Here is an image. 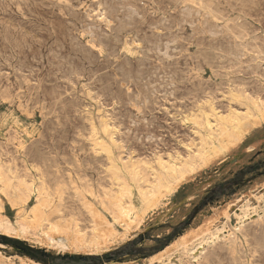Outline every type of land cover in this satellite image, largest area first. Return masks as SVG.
<instances>
[{
    "label": "rangeland",
    "instance_id": "374dc122",
    "mask_svg": "<svg viewBox=\"0 0 264 264\" xmlns=\"http://www.w3.org/2000/svg\"><path fill=\"white\" fill-rule=\"evenodd\" d=\"M72 1L0 0V264H264V0Z\"/></svg>",
    "mask_w": 264,
    "mask_h": 264
},
{
    "label": "bare ground",
    "instance_id": "6f19581e",
    "mask_svg": "<svg viewBox=\"0 0 264 264\" xmlns=\"http://www.w3.org/2000/svg\"><path fill=\"white\" fill-rule=\"evenodd\" d=\"M73 1H74V0H73ZM73 1H72V2H73ZM168 1H169V0H168ZM172 1H173V0H172ZM199 1H200V0H199ZM103 2H104V1H103ZM108 2H109V0H108ZM114 2H116V0H115ZM202 2H203V1H202ZM202 2L200 1V3H202ZM105 3H106V2H105ZM109 3H110V2H109ZM179 3H180V2H179ZM97 4H98V3H97ZM113 4H114V3H113ZM173 4H174V3H173ZM176 4H177V2H176ZM99 5H100V4H99ZM102 5H104V3H103ZM102 5H101V6H102ZM116 5H117V4H116ZM116 5H115V6H116ZM171 5H172V4H171ZM178 5H179V4H178ZM72 6H73V5H72ZM107 6H108V5H107ZM110 6H112V5H110ZM188 6H189V5H188ZM77 7H78V6H77ZM108 7H109V6H108ZM112 7H114V6H112ZM119 7H120V6H119ZM1 8H2V7H1ZM122 8H123V7H122ZM183 8H184V7H183ZM186 8H187V7H186ZM94 9H95V7H94ZM94 9H93V10H94ZM117 9H118V8H117ZM119 9H120V8H119ZM201 9H202V8H201ZM104 10H105V9H104ZM113 10H114V9H113ZM185 10H186V9H185ZM190 10H191V9H190ZM190 10H189V11H190ZM83 11H84V10H83ZM90 11H91V9H90ZM94 11H95V10H94ZM114 11L116 12V10H114ZM172 11H173V10H172ZM204 11H205V10H204ZM208 11H209V10H208ZM73 12H74V11H73ZM85 12H87V11H85ZM101 12H102V10H101ZM177 12H178V11H177ZM187 12H188V11H187ZM76 13H77V12H76ZM82 13H83V12H82ZM89 13H90V12H89ZM95 13H96V12H95ZM113 13H114V12H113ZM121 13H122V12H121ZM190 13H191V12H190ZM190 13H189V14H190ZM210 13H211V12H210ZM93 14H94V13H93ZM104 14H105V13H104ZM109 14H110V12H109ZM130 14H131V13H130ZM174 14H175V13H174ZM179 14H180V13H179ZM191 14L193 15V13H191ZM84 15H86V14H84ZM168 15H169V14H168ZM176 15H177V14H176ZM182 15H184V14H182ZM104 16H105V15H104ZM115 16H116V15H115ZM115 16H114V17H115ZM134 16H135V15H134ZM161 16H162V15H161ZM161 16H160V18H161ZM79 17H80V16H79ZM79 17H78V18H79ZM82 17H83V16H82ZM86 17H88V16H86ZM102 17H103V16H102ZM132 17H133V16H132ZM135 17H136V16H135ZM163 17H164V16H163ZM170 17H171V15H170ZM175 17H176V16H175ZM178 17H180V16H178ZM181 17H182V16H181ZM100 18H101V17H100ZM183 18H184V17H183ZM186 18H187V17H186ZM79 19H80V18H79ZM105 19H106V18H105ZM132 19H133V18H132ZM138 19H139V18H138ZM157 19H158V18H157ZM176 19H177V18H176ZM176 19H175V20H176ZM178 19H179V18H178ZM180 19H181V18H180ZM217 19H218V18H217ZM64 20H66V19H64ZM83 20H84V19H83ZM101 20H102V19H101ZM141 20H142V19H141ZM164 20L166 21V19H164ZM198 20H199V19H198ZM214 20H215V19H214ZM78 21L80 22V20H78ZM107 21H108V20H107ZM111 21H112V20H111ZM135 21H136V20H135ZM153 21H154V19H153ZM155 21H156V20H155ZM173 21H174V20H173ZM173 21H172V22H173ZM177 21H178V20H177ZM185 21H186V20H185ZM230 21H231V20H230ZM230 21H229L228 23H230ZM64 22H65V21H64ZM70 22H71V21H70ZM85 22H87V21H85ZM101 22H103V21H101ZM160 22H161V21H160ZM162 22H163V21H162ZM162 22H161V23H162ZM180 22H183V21H180ZM180 22H179V23H180ZM88 23H89V22H88ZM97 23H98V22H97ZM112 23H113V22H112ZM151 23H152V21H151ZM153 23H154V22H153ZM183 23H184V22H183ZM185 23H186V22H185ZM85 24H86V23H85ZM101 24H102V23H101ZM103 24H104V23H103ZM148 24H149V23H148ZM174 24H175V22H174ZM198 24H199V23H198ZM239 24H240V23H239ZM80 25H81V24H80ZM86 25H87V24H86ZM91 25H92V24H91ZM146 25H147V24H146ZM157 25H162V24H160V23L158 24V23H157ZM185 25H186V24H185ZM185 25H184V26H185ZM73 26H74V25H73ZM143 26H144V25H143ZM178 26H179V25H178ZM180 26H182V25H180ZM180 26H179V27H180ZM235 26H236V25H235ZM68 27H69V26H68ZM81 27H82V26H81ZM86 27H87V26H86ZM89 27H90V26H89ZM89 27H88V28H89ZM146 27H147V26H146ZM146 27H145V28H146ZM159 27H160V26H159ZM159 27H158V28H159ZM163 27H164V26H163ZM163 27H161V28H163ZM165 27H166V26H165ZM165 27H164V28H165ZM169 27H170V26H169ZM199 27H200V26H199ZM228 27H229V26H228ZM140 28H141V27H140ZM154 28H155V27H154ZM173 28H174V27H173ZM173 28H172V29H173ZM239 28H240V27H239ZM244 28H245V27H244ZM84 29H85V28H84ZM90 29H91V28H90ZM100 29H101V28H100ZM109 29H110V28H109ZM67 30H69V29H67ZM72 30H73V29H72ZM140 30H142V29H140ZM151 30H152V29H151ZM151 30H150V31H151ZM159 30H160V29H159ZM162 30H163V29H162ZM176 30H177V29H176ZM183 30H184V29H183ZM244 30H245V29H243L242 31H244ZM75 31H76V30H75ZM75 31H74V32H75ZM91 31H92V30H91ZM93 31H94V30H93ZM145 31H146V30H145ZM177 31H178V30H177ZM230 31H231V29H230ZM246 31H247V30H246ZM248 32H250V31H248ZM69 33H70V32H69ZM146 33H147V32H146ZM154 33H155V32H154ZM177 33H178V32H177ZM232 33H233V32H232ZM250 33H251V32H250ZM141 34H142V33H141ZM144 34H145V32H144ZM148 34H149V33H148ZM148 34H147V35H148ZM233 34H234V33H233ZM251 34H252V33H251ZM78 35H80V34H78ZM120 35H121V34H120ZM151 35H153V34H151ZM160 35H161V34H160ZM96 36H98V35L96 34ZM155 36H156V34H155ZM237 36H238V35H237ZM243 36H244V34H243ZM249 36H250V35H249ZM251 36H252V35H251ZM76 37H77V36H76ZM246 37H248V36H246ZM95 38H96V37H95ZM107 38H108V37H107ZM126 38H127V37H126ZM257 38H259V37H256V39H257ZM96 39H97V38H96ZM129 39H130V38H129ZM239 39H240V38H239ZM248 39H249V38H248ZM259 39H260V38H259ZM76 40H77V39H76ZM77 41H78V40H77ZM80 42H81V41H80ZM91 42H92V41H91ZM134 42H135V41H134ZM253 42H254V40H253ZM257 42H258V40H257ZM149 43H151V42H149ZM251 43H252V42H251ZM259 43H262V42L260 41ZM85 44H86V43H85ZM97 44H98V43H97ZM99 44H100V43H99ZM142 44H143V43H142ZM257 44H258V43H257ZM152 45H153V43H152ZM155 45H156V44H155ZM171 45H172V44H171ZM253 45H254V44H253ZM255 45H256V43H255ZM255 45L253 46L254 48H256ZM258 45H259V44H258ZM86 46H87V45H86ZM102 46H103V45H102ZM131 46H132V45H131ZM158 46H160V45H157V47H158ZM161 46H162V45H161ZM161 46H160V47H161ZM166 46H167V45H166ZM186 46H187V45H186ZM256 46H257V45H256ZM90 47H91V46H90ZM99 47H100V46H99ZM111 48H112V47H111ZM125 48H126V47H125ZM132 48H133V47H132ZM132 48H131V49H132ZM162 48H163V47H162ZM251 48H252V47H251ZM254 48H253V49H254ZM257 48H258V47H257ZM96 49H97V48H96ZM122 49H123V48H122ZM160 49H161V48H160ZM168 49H169V48H168ZM88 50H90V49H88ZM111 50H113V49H111ZM111 50H110V51H111ZM133 50H134V49H133ZM139 50H144V47H143V49L140 48ZM147 50H148V49H147ZM174 50H175V49H174ZM246 50H248V49H246ZM260 50H262V49H260ZM145 51H146V50H145ZM153 51H154V50H153ZM257 51H258V50H257ZM98 52H99V51H98ZM123 52H124V51H123ZM141 52H142V51H141ZM148 52H149V51H148ZM168 52H171V50L168 51ZM260 52H262V51H260ZM108 53H109V52H108ZM116 53H117V52H115V55H118V54H116ZM124 53H125V52H124ZM186 53H187V52H186ZM250 53H251V52H250ZM99 54H100V53H99ZM133 54H134V53H133ZM163 54H164V52H163ZM165 54H166V53H165ZM142 55H143V54H142ZM152 55H153V54H152ZM158 55H159V54H158ZM257 55H258V54H257ZM103 56H104V55H103ZM178 56H179V55H178ZM131 57H132V56H131ZM143 57H144V56H143ZM143 57H142V58H143ZM151 57H152V56H151ZM151 57H150V58H151ZM159 57H160V56H159ZM159 57H158V58H159ZM163 57H164V56H163ZM249 57H250V56H249ZM122 58H123V57H122ZM146 58H148V57H146ZM158 58H157V59H158ZM164 58H165V57H164ZM252 58H253V57H252ZM259 58H260V57H259ZM261 58H263V57H261ZM111 59H112V58H111ZM160 59H161V57H160ZM166 59H167V58H166ZM204 59H205V58H204ZM204 59H203V60H204ZM103 60H104V59H103ZM140 60H141V59H140ZM158 60H159V59H158ZM118 61H119V60H117V62H118ZM143 61H144V60H143ZM194 61H195V60H194ZM194 61H193V62H194ZM256 61H257V60H256ZM98 62H99V61H98ZM140 62H141V61H140ZM166 62H167V61H166ZM110 63H112V62L110 61ZM118 63H119V62H118ZM121 63H122V62H121ZM125 63H126V62H125ZM125 63H124V64H125ZM157 63H158V62H157ZM163 63H164V62H163ZM196 63H198V62H196ZM199 63H200V62H199ZM260 63H261V62H260ZM97 64H98V63H97ZM103 64H104V63H103ZM124 64H123V65H124ZM127 64H128V63H127ZM161 64H162V63H161ZM161 64H160V65H161ZM125 65H126V64H125ZM140 65H141V64H140ZM192 65H193V64H192ZM196 65H197V64H196ZM202 65H203V64H202ZM67 66H69V65H67ZM119 66H121V65H119ZM119 66H118V67H119ZM125 67H126V66H125ZM140 67H141V66H140ZM197 67L199 68V66H197ZM257 67H258V66H257ZM257 67H256V68H257ZM120 68H121V67H120ZM122 68H123V67H122ZM128 68H129V67H128ZM130 68H131V67H130ZM130 68H129V69H130ZM252 68H253V67H252ZM258 68H259V67H258ZM108 69H109V68H108ZM116 69H118V68L116 67ZM126 69H127V68H126ZM194 69H195V67H194ZM196 69H197V68H196ZM202 69H203V68H202ZM190 70H191V69H190ZM111 71H113V70H111ZM118 71H119V70H118ZM120 71H121V70H120ZM125 71H126V70H125ZM138 71H140V69H139ZM258 71H262V70H258ZM199 72H200V71H199ZM256 72H257V69H256ZM262 72H263V71H262ZM81 73H82V72H81ZM117 73H118V72H117ZM119 73H120V72H119ZM131 73L134 74L133 72H131ZM254 73H255V72H254ZM68 74H70V73H68ZM72 74H73V73H72ZM79 74H80V73H79ZM132 74H131V75H132ZM262 74H264V73H262ZM73 75H74V74H73ZM136 75H137V74H136ZM255 75H256V74H255ZM259 75H260V74H259ZM69 76H70V75H69ZM262 76H263V75H262ZM80 77H81V76H80ZM86 77H87V76H86ZM123 77H124V76H123ZM132 77H133V76H132ZM139 77H140V76H139ZM263 77H264V76H263ZM136 78H137V77H136ZM141 78H142V77H141ZM139 79H140V78H139ZM134 80H135V79H134ZM134 80H133V81H134ZM200 80H201V79H200ZM205 80H206V79H205ZM122 81H123V80H122ZM198 81H199V80H198ZM200 82H201V81H200ZM200 82H199V83H200ZM204 82H205V81H204ZM207 82H208V81H207ZM260 82H261V81H260ZM202 83H203V82H202ZM206 84H207V83H206ZM250 84H251V83H250ZM172 85H173V84H172ZM197 85H198V82H197ZM256 85H257V84H256ZM194 86H195V85H194ZM259 86H260V85H259ZM169 87H170V86H169ZM197 87H198V86H197ZM255 87H256V86H255ZM192 88H194V87L192 86ZM192 88H191V89H192ZM198 88H199V87H198ZM246 88H247V87H246ZM246 88H245V90H246ZM173 89H174V88H173ZM206 89H207V88H206ZM258 89H259V88H258ZM139 90H140V89H139ZM193 90H194V89H193ZM195 90H196V89H195ZM199 90H200V89H199ZM17 91H18V90H17ZM86 91H87V90H86ZM167 91H168V90H167ZM167 91H165V92H167ZM172 91H173V90H172ZM196 91H197V90H196ZM258 91H259V90H258ZM87 93H88V92H87ZM169 93H170V92H169ZM174 93H175V92H174ZM191 93H192V91H191ZM246 93H247V92H246ZM259 93H260V92H259ZM136 94H137V93H136ZM199 94H200V93H199ZM250 94H251V93H250ZM159 95H160V94H159ZM191 95H192V94H191ZM234 95H235V94H234ZM256 95H257V94H256ZM257 96H258V95H257ZM165 97H166V96H165ZM199 98H200V96H199ZM210 98H211V97H210ZM240 98H241V96H240ZM244 98H245V97H244ZM162 99H163V98H162ZM201 99H202V98H201ZM242 99H243V98H242ZM242 99H241V100H242ZM158 100H159V99H158ZM192 100H193V99H192ZM211 100H212V99H211ZM131 101H132V100H131ZM146 101H147V100H146ZM154 101H156V100L154 99ZM254 101H255V100H254ZM206 102H207V101H206ZM129 103H130V102H129ZM143 103H145V102H143ZM160 103H161V102H160ZM134 104H135V103H134ZM137 104L139 105V103H137ZM156 104H157V103H156ZM164 104H166V103H164ZM132 105H133V103H132ZM132 105H131V106H132ZM145 105H146V104H145ZM198 105H199V104H198ZM210 105H211V104H210ZM230 105H231V104H230ZM241 105H242V104H241ZM136 106H137V105H136ZM200 106H201V105H200ZM228 106H229V105H228ZM241 107H242V106H241ZM138 108H139V107H138ZM162 108H163V107H162ZM213 108H214V107H213ZM258 108H259V110L262 111V109H264V106H260V107H258ZM231 109H232V108H231ZM98 110H99V109H98ZM155 110H156V109H155ZM215 110H216V109H215ZM225 110H226V109H225ZM234 110H235V109H234ZM249 110H250V109H249ZM151 111H152V110H151ZM160 111H161V110H160ZM197 111H198V109H197ZM223 111H224V110H223ZM229 111H230V110H229ZM241 111H242V110H241ZM241 111H240V112H241ZM246 111H247V110H246ZM104 112H105V111H104ZM106 112H107V111H106ZM198 112H199V111H198ZM161 113H162V112H161ZM164 113H165V112H164ZM227 113H228V112H227ZM248 113H249V112H248ZM250 113H251V111H250ZM103 114H104V113H103ZM103 114H102V115H103ZM199 114H200V113H199ZM224 114H225V113H224ZM237 114H238V112H237ZM237 114H236V115H237ZM255 114H256V113H255ZM259 114H260V113H259ZM110 115H111V114H110ZM217 115H219V114H217ZM234 115H235V114H234ZM257 115H258V114H257ZM136 116H137V115H136ZM250 116H251V115H250ZM99 117H100V116H99ZM197 117H198V116H197ZM218 117H219V116H218ZM222 117H223V116H222ZM222 117H221V119L223 120L224 117H223V118H222ZM239 117H240V116H239ZM106 118H107V117H106ZM108 118H109V117H108ZM231 118H232V117H231ZM237 118H238V117H237ZM252 118H254V117H252ZM101 119H102V118H101ZM228 119H229V118H228ZM239 119H240V118H239ZM196 120H197V119H196ZM214 120H215V118H214ZM224 120H225V119H224ZM232 120H233V119H232ZM232 120H231V121H232ZM246 120H247V119H246ZM246 120H244V121H246ZM248 120H249V119H248ZM251 120H252V119H251ZM166 121H167V120H166ZM193 121H194V120H193ZM229 121H230V120H229ZM231 121H230V122H231ZM249 121H250V120H249ZM197 122H198V120H197ZM199 122H200V121H199ZM227 122H228V121H227ZM236 122H239V121L236 120ZM242 122H243V121H242ZM240 123H241V121L239 122V124H240ZM111 124H112V123H111ZM226 124H227V123H226ZM102 125H103V124H102ZM105 125H106V124H105ZM129 125H130V124H129ZM129 125H128V126H129ZM133 125H134V124H133ZM204 125L207 127V130H209V131L212 129V125L210 124L208 118L205 119V121H204ZM222 125H223V124H222ZM229 125H230V123H229ZM231 125H232V124H231ZM231 125H230V126H231ZM107 126H108V125H107ZM109 126H110V125H109ZM115 126H116V125H115ZM215 126H216V125H215ZM217 126H218V125H217ZM113 127H114V126H113ZM113 127H112V128H113ZM200 127H201V126H200ZM222 127H223V126H222ZM231 127H232V126H231ZM94 128H95V127H94ZM108 128H109V127H108ZM102 129H103V128H102ZM114 129H115V128H114ZM215 129H216V128H215ZM110 130H111V129H109V131H110ZM213 130H214V129H213ZM225 130H226V129H225ZM109 131H108V132H109ZM112 131H113V130H112ZM218 131H219V130H218ZM220 131H221V130H220ZM103 132H104V130H103ZM216 132H217V131H216ZM208 133H209V132H208ZM213 133H214V132H213ZM104 134H105V133H104ZM209 134H210V133H209ZM219 134H220V133H219ZM219 134H218V135H219ZM228 134H229V132H228ZM230 135H231V134H230ZM44 136H45V135H44ZM201 136H202V135H201ZM212 136H213V135H212ZM212 136H211V137H212ZM213 137H214V136H213ZM232 137H233V136H232ZM112 138H113V137H112ZM43 139H44V138H43ZM206 139H208V137H207ZM116 140H118V139H116ZM213 140H214V138H213ZM219 140H221V139H219ZM206 141H207V140H206ZM206 141H205V142H206ZM221 141H222V140H221ZM221 141H220V142H221ZM117 142H118V141H117ZM34 143H35V142H33V144H34ZM104 143H105V142H104ZM111 143H112V142H111ZM114 143H115V142H114ZM202 143H203V142H202ZM218 143H219V141H218ZM203 144H204V143H203ZM216 144H217V143H216ZM98 145H99V144H98ZM98 145H96V146H98ZM221 145H223V143H222ZM216 146H217V145H215V147H216ZM38 147H39V146H38ZM100 147H101V146H100ZM107 147H108V146H107ZM210 147H212V146H209V148H210ZM218 147H219V146H218ZM105 148H106V147H105ZM117 148H118V147H117ZM155 148H156V147H155ZM202 148H204V147H202ZM115 149H116V148H115ZM125 149H126V148H125ZM211 149H212V148H211ZM30 150H31V149H30ZM35 150H36V149H35ZM156 150H157V149H156ZM207 150H209V149H207ZM207 150H206V151H207ZM98 151H99V150H98ZM103 151H104V150H103ZM105 151H106V150H105ZM134 151H135V150H134ZM38 152H39V151H38ZM188 152H189V151H188ZM210 152H211V151H210ZM31 153H32V152H31ZM31 153H30V154H31ZM36 153H37V152H36ZM147 153H149V152H147ZM195 153H196V152H195ZM197 153H198V152H197ZM205 153H206V154H207V153L209 154V152H205ZM122 154H123V153H122ZM129 154H130V153H129ZM140 154H141V153H140ZM146 155H147V154H146ZM174 155H175V154H174ZM180 155H181V154H180ZM89 156H90V155H89ZM96 156H97V154H96ZM103 156H104V155H103ZM121 156H122V155H121ZM134 156H135V155H134ZM176 156H177V155H176ZM176 156H175V157H176ZM128 157H129V156H128ZM48 158H49V157H48ZM94 158H95V157H94ZM102 158H103V157H102ZM136 158H137V157H136ZM147 158H148V157H147ZM157 158H158V157H157ZM34 159H36V158H34ZM51 159H52V158H51ZM75 159H76V157H75ZM77 159H78V158H77ZM110 159H111V158H110ZM110 159H109V160H110ZM118 159H119V158H118ZM158 159H159V158H158ZM32 160H33V159H32ZM82 160H83V159H82ZM88 160H89V158H88ZM88 160H87V163H88ZM120 160H121V159H120ZM122 160H123V159H122ZM143 160H144V159H143ZM159 160H160V159H159ZM200 160H201V159H200ZM96 161H97V160H96ZM111 161H112V160H111ZM131 161H132V160H131ZM133 161H134V160H133ZM156 161H157V160H156ZM14 162H15V161H14ZM109 162H110V161H109ZM135 162H136V161H135ZM144 162H145V161H144ZM159 162H160V161H159ZM166 162H167V161H166ZM7 163H8V162H7ZM7 163H6V164H7ZM16 163H17V162H16ZM65 163H66V162H65ZM79 163H80V162H79ZM121 163H122V162H121ZM175 163H176V161H175ZM28 164H29V163H28ZM35 164H36V163H35ZM67 164H68V163H67ZM104 164H105V163H104ZM112 164H113V163H112ZM112 164H111V165H112ZM160 164H163V163H160ZM165 164H166V163H165ZM182 164H183V163H182ZM189 164H190V163H189ZM26 165H27V164H26ZM33 165H34V164H33ZM60 165H61V163H60ZM84 165H85V164H84ZM99 165H100V164H99ZM148 165H149V164H148ZM166 165H167V164H166ZM175 165H176V164H175ZM175 165H167V167H166L167 171H168V172H171V173H173V174H174V173L181 174V172H182V171L180 170L181 168H180V169H176ZM31 166H32V165H31ZM35 166H36V165H35ZM38 166H39V165H38ZM79 166H80V164H79ZM101 166H102V165H101ZM162 166H163V165H162ZM195 166H196V165H195ZM11 167H12V166H11ZM16 167H17V166H16ZM26 167H27V166H26ZM26 167H25V168H26ZM39 167H40V166H39ZM50 167H51V166H50ZM123 167H124V166H123ZM132 167H133V166H132ZM164 167H165V166H164ZM190 167H191V165H190ZM9 168H10V167H9ZM28 168H29V166H28ZM43 168H44V167H43ZM70 168H71V167H70ZM83 168H84V167H83ZM128 168H129V167H128ZM5 169H6V168H5ZM14 169H15V168H14ZM14 169H13V170H14ZM38 169H39V168H38ZM47 169H48V168H47ZM49 169H50V168H49ZM51 169H52V168H51ZM55 169H56V168H55ZM81 169H82V168H81ZM104 169H105V168H104ZM129 169H130V168H129ZM159 169H160V168H159ZM185 169H186V168H185ZM17 170H18V169H17ZM28 170H29V169H28ZM110 170H111V169H110ZM112 170H113V169H112ZM182 170H183V169H182ZM188 170H190V169H188ZM14 171H15V170H14ZM31 171H32V170H31ZM54 171H55V170H54ZM60 171H61V170H60ZM89 171H90V170H89ZM102 171H103V170H102ZM121 171H122V170H121ZM127 171H128V170H127ZM167 171H166V172H167ZM0 172H2V171H0ZM6 172H8V171H6ZM57 172H58V171H57ZM68 172H69V171H68ZM81 172H82V171H81ZM129 172H130V171H129ZM183 172H184V171H183ZM3 173H4V171H3ZM60 173H61V172H60ZM62 173H63V172H62ZM78 173H79V172H78ZM149 173H150V172H149ZM162 173H163V172H162ZM4 174H5V173H4ZM66 174H67V173H66ZM82 174H83V173H82ZM98 174H99V173H98ZM9 175H11V174H9ZM43 175H44V174H43ZM52 175H53V174H52ZM72 175H73V174H72ZM74 175H75V174H74ZM77 175H78V174H77ZM79 175H80V174H79ZM102 175H103V174H102ZM114 175H115V174H114ZM123 175H124V174H123ZM132 175H133V174H132ZM159 175H160V174H159ZM116 176H117V175H116ZM166 176H167V175H166ZM0 177H1V176H0ZM3 177H4V176H3ZM9 177H10V176H9ZM35 177H36V176H35ZM61 177L63 178L62 175H61ZM80 177H81V176H80ZM87 177H88V176H87ZM114 177H115V176H114ZM114 177H113V178H114ZM117 177H118V176H117ZM128 177H129V176H128ZM182 177H183V176H182ZM1 178H2V177H1ZM5 178H6V177H5ZM45 178H46V177H45ZM66 178H67V177H66ZM110 178H111V177H110ZM119 178H120V177H119ZM123 178H124V177H123ZM10 179H11V178H10ZM12 179H13V178H12ZM41 179H42V178H40V180H41ZM64 179H65V178H64ZM89 179H90V178H89ZM91 179H92V178H91ZM103 179H104V178H103ZM152 179H153V178H152ZM157 179H158V177H157ZM159 179H160V178H159ZM159 179H158V180H159ZM177 179H179V178H177ZM38 180H39V179H38ZM44 180H45V179H44ZM77 180H78V179H77ZM122 180H123V179H122ZM122 180H121V181H122ZM164 180H165V179H164ZM11 181H12V180H11ZM69 181H70V180H69ZM81 181H82V180H81ZM89 181H90V180H89ZM95 181H96V180H95ZM115 181H116V180H115ZM124 181H125V180H124ZM151 181H152V180H151ZM160 181H161V180H160ZM174 181H175V183H176L177 180H174ZM2 182H3V181H2ZM2 182H1V183H2ZM4 182H5V181H4ZM6 182H7V181H6ZM6 182H5V183H6ZM24 182H25V181H24ZM32 182H33V181H32ZM42 182H43V181H41V183H42ZM119 182H120V181H119ZM164 182H165V181H164ZM43 183H44V182H43ZM58 183H59V182H58ZM66 183H67V182H66ZM73 183H74V182H73ZM79 183H80V182H79ZM105 183L107 184V182H105ZM117 183H118V182H117ZM149 183H150V182H149ZM156 183H157V182H156ZM171 183H172V182H171ZM7 184H8V183H7ZM34 184H35V183H34ZM71 184H72V183H71ZM75 184H76V183H75ZM91 184H92V183H91ZM146 184H147V183H146ZM146 184H145V185H146ZM158 184H159V183H158ZM0 185L2 186V184H0ZM57 185H58V184H57ZM59 185H61V184H59ZM76 185H77V184H76ZM109 185H110V184H109ZM109 185H108V186H109ZM139 185H140V184H139ZM141 185H142V184H141ZM152 185H153V183H152ZM167 185H168V184H167ZM3 186H4V184H3ZM45 186H46V185H45ZM48 186H49V185H48ZM92 186H93V185H92ZM102 186H103V185H102ZM121 186H122V185H121ZM133 186H134V185H133ZM135 186H136V185H135ZM146 186H147V185H146ZM4 187H5V186H4ZM4 187H3V188H4ZM18 187H19V186H18ZM21 187H22V186H21ZM52 187H53V185H52ZM61 187H62V185H61ZM82 187L85 188L84 186H82ZM106 187H107V186H106ZM110 187H112V186H110ZM122 187H124V186H122ZM125 187H126V186H125ZM152 187H153V186H152ZM154 187H155V186H154ZM159 187H160V186H159ZM159 187H158V188H159ZM7 188H8V186H7ZM63 188H64V187H63ZM160 188H161V187H160ZM163 188H164V187H163ZM166 188H167V187H166ZM15 189H16V188H15ZM46 189H47V188H46ZM48 189H49V188H48ZM52 189H53V188H52ZM74 189H75V188H74ZM77 189H78V187H77ZM119 189H120V188H119ZM131 189H132V188H131ZM138 189H139V188H138ZM149 189H150V187H149ZM4 190H5V189H4ZM88 190H89V188H88ZM90 190H91V189H90ZM95 190H96V189H95ZM101 190H102V189H101ZM105 190H107V189H105ZM133 190H134V189H133ZM161 190H162V189H161ZM30 191H31V190H30ZM38 191H40V190H38ZM44 191H45V190H44ZM55 191H56V190H55ZM78 191H79V190H78ZM85 191H86V190H85ZM113 191H114V190H113ZM115 191H116V190H115ZM115 191H114L113 193H115ZM141 191H143V190H141ZM0 192H1V191H0ZM2 192H3V191H2ZM7 192H8V191H7ZM20 192H21V191H20ZM23 192H24V191H23ZM28 192H29V191H28ZM28 192H27V193H28ZM31 192H33V191H31ZM49 192H50V191H49ZM87 192H88V191H87ZM90 192H92V191H90ZM98 192H99V191H98ZM123 192H125V191H123ZM123 192H122V193H123ZM134 192H135V191H134ZM137 192H139V191H137ZM146 192H147V190H146ZM150 192H151V191H150ZM25 193H26V191H25ZM41 193H42V191H41ZM88 193H89V192H88ZM129 193H130V192H129ZM3 194H4V193H3ZM29 194H30V193H29ZM80 194H81V193H80ZM153 194H154V193H153ZM156 194H157V193H155V195H156ZM5 195H6V194H5ZM27 195H28V194H27ZM27 195H26V196H27ZM46 195H48V194H46ZM72 195H73V194H72ZM86 195H87V194H86ZM99 195H100V194H99ZM136 195H137V194H136ZM6 196H9V195H6ZM42 196H43V195H42ZM48 196H49V195H48ZM50 196H51V195H50ZM54 196H55V195H54ZM78 196H79V195H78ZM106 196H107V195H106ZM108 196H109V195H108ZM129 196H130V195H129ZM133 196H134V195H133ZM138 196H139V195H138ZM150 196H151V195H150ZM152 196H154V195H152ZM14 197H15V196H14ZM16 197H17V196H16ZM38 197H39V195H38ZM69 197H70V196H69ZM126 197H127V195H126ZM155 197H156V196H155ZM9 198H10V197H9ZM17 198H18V197H17ZM24 198H25V197H24ZM26 198H27V197H26ZM29 198H30V197H29ZM49 198H50V197H49ZM79 198H80V197H79ZM83 198H84V197H83ZM94 198H95V197H94ZM109 198H110V197H109ZM140 198H141V197H140ZM13 199H14V198H13ZM20 199H23V198L20 197ZM42 199H43V198H42ZM55 199H56V198H55ZM74 199H75V198H74ZM77 199H78V198H77ZM97 199H98V198H97ZM123 199H124V198H123ZM127 199H128V198H127ZM129 199H130V198H129ZM131 199H132V198H131ZM131 199H130V200H131ZM141 199H142V198H141ZM14 200H16V199H14ZM17 200H18V199H17ZM49 200H50V199H49ZM49 200H48V201H49ZM93 200H94V199H93ZM106 200H108V199H106ZM130 200H129V201H130ZM18 201H19V200H18ZM20 201H21V200H20ZM25 201H26V200H25ZM29 201H30V200H29ZM31 201H32V200H31ZM89 201H90V200H89ZM113 201H114V200H113ZM119 201H120V199H119ZM37 202H38V201H37ZM39 202H40V201H39ZM62 202H63V201H62ZM65 202H66V201H65ZM73 202H74V201H73ZM79 202H80V200H79ZM86 202H87V201H86ZM91 202H92V201H91ZM142 202H143V201H142ZM149 202H150V201H149ZM149 202H148V203H149ZM17 203H18V202H17ZM22 203H23V201H22ZM24 203H25V202H24ZM34 203H35V202H34ZM44 203H45V202H44ZM46 203H47V202H46ZM46 203H45V204H46ZM53 203H54V202H53ZM71 203H72V202H71ZM100 203H101V202H100ZM116 203H117V202H116ZM121 203H122V202H121ZM133 203H134V202H133ZM143 203H144V202H143ZM28 204H29V202H28ZM69 204H70V203H69ZM103 204H104V202H103ZM124 204H125V203H124ZM55 205H56V203H55ZM55 205H54V206H55ZM142 205H143V204H142ZM39 206H40V205H39ZM45 206H46V205H45ZM120 206H121L120 204L117 205V207H118V209H117V210H118V214H119V215H123V217H124V216H125V214H124L125 211H123L124 208H123V207L120 208ZM127 206H128V205H127ZM132 206H133V205H131L130 207H132ZM140 206H141V205H140ZM144 206H145V205H144ZM147 206H148V205H147ZM47 207H48V206H47ZM74 207H75V206H74ZM91 207H92V206H91ZM124 207H125V206H124ZM134 207H135V205H134ZM145 207H146V206H145ZM56 208H57V207H56ZM56 208H54V209H56ZM68 208H69V207H68ZM95 208H96V207H95ZM103 208H104V207H103ZM136 208H137V207H136ZM139 208H140V207H139ZM63 209H65V208H63ZM92 209H93V208H92ZM125 209H126V208H125ZM127 209H128V208H127ZM143 209H144V208H143ZM143 209H142V210H143ZM67 210H68V209H67ZM72 210H73V209H72ZM111 210H112V209H111ZM113 210H114V209H113ZM131 210H132V209H131ZM138 210H139V209H138ZM142 210H141V211H142ZM108 211H109V210H108ZM70 212H71V211H70ZM94 212H95V211H94ZM94 212H93V214H94ZM112 212H113V211H112ZM130 212H131V211H130ZM139 212H140V211H139ZM89 213H90V212H89ZM96 213H97V212H96ZM116 213H117V212H116ZM136 213H137V212H136ZM112 214H113V213H112ZM118 214H117V215H118ZM94 215H95V214H94ZM98 215H99V214H98ZM119 215H118V216H119ZM126 215H127V214H126ZM135 215H136V214H135ZM263 215H264V214H262V216H263ZM99 216H100V215H99ZM101 216H102V215H101ZM118 216H116V217H118ZM102 217H103V216H102ZM113 217H114V216H113ZM121 217H122V216H121ZM137 217H138V216H137ZM259 217H260V216H259ZM93 218H94V217H93ZM99 218H100V217H99ZM94 219H95V218H94ZM103 219H105V217H103ZM121 219H122V218H121ZM256 219H257V218H256ZM259 219H260V218H259ZM261 219H262V218H261ZM261 219H260V220H261ZM106 220H107V219H106ZM106 220H105V221H106ZM113 220H115V219H113ZM116 220H117V218H116ZM118 220H119V218H118ZM100 221H101V220H100ZM102 221H103V220H102ZM107 221H108V220H107ZM253 221H254V219H253ZM255 221H256V220H255ZM257 221H258V220H257ZM98 222H99V220H98ZM248 222H249V221H248ZM105 223H106V222H105ZM126 223H127V222H126ZM253 223H254V222H253ZM97 224H100V223H97ZM103 224H104V223H103ZM103 224H102V226L106 225L107 223L104 224V225H103ZM127 224H128V223H127ZM242 224H243V223H242ZM249 224H251V223H249ZM257 224H259V223H257ZM109 225H110V223H109ZM255 225H256V224H255ZM100 226H101V225H100ZM102 226H101V227H102ZM107 226H108V224H107ZM110 226H111V225H110ZM242 226H243V225H242ZM248 226H249V225H248ZM261 226H262V225H261ZM237 227H240V226H237ZM244 227H245V226H244ZM256 227H257V225H256ZM94 228H96V227H94ZM102 228H103V227H102ZM106 228H107V227H106ZM108 228H109V227H108ZM247 228H249V227H247ZM116 229H117V228H116ZM235 229H236V228H235ZM237 229L239 230V228H237ZM253 229H254V227H253ZM253 229H252V230H253ZM259 229H260V228H259ZM114 230H115V229H114ZM263 230H264V229H263ZM105 231H106V230H105ZM108 231H109V230H108ZM97 232H98V231H97ZM97 232H96V233H97ZM102 232H103V231H102ZM102 232H100L99 234H101ZM106 232H107V231H106ZM109 232H110V231H109ZM112 232H114V231H112ZM218 232H219V231H218ZM256 232H257V231H256ZM261 232H262V231H261ZM93 233H94V232H93ZM96 233H95V235H96ZM223 233H224V231H223ZM226 233H227V231H226ZM226 233H225V234H226ZM99 234H98L97 237H99ZM103 234H106V233L103 232ZM115 234H117V233L115 232ZM213 234H214V233H213ZM219 234H220V233H219ZM219 234H218V235H219ZM255 234H256V233H255ZM93 235H94V234H93ZM95 235H94V236H95ZM106 235H107V234H106ZM215 235H216V234H215ZM230 235H231V234H230ZM230 235H229V236H230ZM256 235L259 236V233L256 234ZM256 235H255V236H256ZM261 235H262V234H261ZM85 236H86V235H85ZM101 236H102V235H101ZM101 236H100V237H101ZM103 236H105V235H103ZM103 236H102V237H103ZM112 236H113V235H112ZM226 236H227V235H226ZM83 237H84V236H83ZM102 237H101V238H102ZM108 237H109V236H108ZM110 237H111V236H110ZM113 237H114V236H113ZM220 237H221V236H220ZM236 237H237V236H236ZM253 237H254V236H253ZM262 237H263V236H261V238H262ZM101 238H100V239H101ZM211 238H212V237H211ZM216 238H217V237H216ZM259 238H260V236H259ZM259 238H258V239H259ZM89 239H90V238H89ZM91 239H92V237H91ZM97 239L99 240V238H97ZM109 239H110V238H109ZM238 239H239V238H238ZM253 239H255V238H253ZM94 240H95V239H94ZM101 240H102V239H101ZM101 240H100V242H101ZM210 240H211V239H210ZM223 240H224V239H223ZM88 241H89V240H88ZM91 241H92V240H91ZM102 241H103V240H102ZM216 241H217V240H216ZM224 241H225V240H224ZM236 241H237V240H236ZM256 241H257V240H256ZM258 241H259V240H258ZM258 241L255 242V245H258ZM92 242H93V241H92ZM95 242L98 243L99 241L96 240ZM100 242H99V243H100ZM104 242H105V241H104ZM104 242H103V243H104ZM227 242H228V241H227ZM240 242H242V240H241ZM260 242H261V241H260ZM73 243H75V242L73 241ZM84 243H87V242H84ZM88 243H89V242H88ZM208 243H209V242H208ZM213 243H214V242H213ZM217 243H218V242H217ZM231 243H232V242H231ZM253 243H254V242H253ZM256 243H257V244H256ZM262 243H263V242H261V244H262ZM78 244H79V243H78ZM82 244H83V243H82ZM82 244H81V245H82ZM93 244H94V243H93ZM197 244L199 245L198 248H197V250H198L199 248H202V246L204 245V243L201 244V242H199V243H197ZM222 244H223V243H222ZM79 245H80V244H79ZM94 245H95V244H94ZM94 245H92V246H94ZM96 245H97V244H96ZM99 245H100V244H99ZM201 245H202V246H201ZM211 245H212V244H211ZM220 245H221V244H220ZM212 246H213V245H212ZM216 246H217V245H216ZM237 246H238V245H237ZM260 246H261V245H259V247H260ZM80 247H81V246H80ZM94 247H97V246H94ZM98 247H99V246H98ZM220 247H221V246H220ZM226 247H227V246H226ZM245 247H246V246H245ZM203 248H204V247H203ZM209 248L211 249V247H209ZM257 248H258V247H257ZM263 248H264V245H263ZM214 249H215V248H214ZM261 249H262V246H261ZM205 250H206V249H205ZM225 250H227V249H225ZM255 250H256V249H255ZM255 250H254V251H255ZM257 250H258V249H257ZM206 251H207V250H206ZM214 251H215V250H214ZM222 251H224V250H222ZM222 251H221V253H222ZM239 251H240V250H239ZM250 251H251V250H250ZM250 251H249V252H250ZM241 252H242V251H241ZM257 252H258V251H257ZM261 252H262V251H261ZM209 253H210V252H209ZM209 253H208V254H209ZM226 253H227V252H226ZM239 253H240V252H239ZM245 253H247V252H245ZM252 253H253V252H252ZM263 253H264V252H263ZM195 254H197V252H195ZM213 254H214V253H213ZM215 254H216V253H215ZM217 254H218V253H217ZM234 254H235V253H234ZM240 254H241V253H240ZM254 254H255V253H254ZM259 254H260V253H259ZM261 254H262V253H261ZM198 256H199V255H198ZM211 256H212V254H211ZM213 256H214V255H213ZM224 256H225V255H224ZM229 256H230V255H229ZM238 256H239V254H238ZM244 256H245V254H244ZM244 256H243V257H244ZM245 257H246V256H245ZM260 257H261V256H259V258H260ZM194 258H195V257H194ZM219 258H220V257H218V259H219ZM221 258H223V257H221ZM233 258H234V257H233ZM201 259H202V258H201ZM205 259H206V258H205ZM214 259H215V258H214ZM216 259H217V258H216ZM249 259H250V258H249ZM251 259H252V258H251ZM257 259H258V258H257ZM182 260H183V259H182ZM203 260H204V259H203ZM207 260H208V258H207ZM207 260H205V261H207ZM210 260H211V259H210ZM244 260H245V259H244ZM190 261H191V260H190ZM211 261H212V260H211ZM203 262H204V261H203ZM213 262H214V261H213ZM243 262H244V261H243ZM245 262H246V261H245ZM255 262H256V261H255ZM257 262H258V261H257ZM257 262H256V263H257ZM260 262H261V260H260ZM187 263H188V262H187ZM205 263H206V262H205ZM207 263H208V262H207ZM235 263H236V262H235ZM239 263H240V262H239ZM239 263H238V264H239ZM248 263H249V262H248ZM256 263H255V264H256ZM231 264H232V263H231ZM242 264H245V263H242ZM261 264H262V263H261Z\"/></svg>",
    "mask_w": 264,
    "mask_h": 264
},
{
    "label": "water",
    "instance_id": "95a60500",
    "mask_svg": "<svg viewBox=\"0 0 264 264\" xmlns=\"http://www.w3.org/2000/svg\"><path fill=\"white\" fill-rule=\"evenodd\" d=\"M74 256H71L70 258H73Z\"/></svg>",
    "mask_w": 264,
    "mask_h": 264
}]
</instances>
